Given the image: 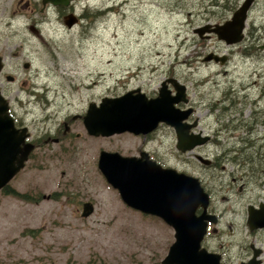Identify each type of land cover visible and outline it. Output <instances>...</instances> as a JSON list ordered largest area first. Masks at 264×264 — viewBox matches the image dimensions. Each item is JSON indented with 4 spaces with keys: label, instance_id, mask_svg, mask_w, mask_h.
<instances>
[{
    "label": "rangeland",
    "instance_id": "rangeland-1",
    "mask_svg": "<svg viewBox=\"0 0 264 264\" xmlns=\"http://www.w3.org/2000/svg\"><path fill=\"white\" fill-rule=\"evenodd\" d=\"M13 2L8 1L5 9L2 0L0 4V49L4 51L7 44L15 46L12 52L5 53L6 63L11 66L13 54L22 57L32 50L58 52V58L63 61L61 67L65 68L50 70L47 55H36L33 69L38 71L40 79L33 81L40 84L47 81L53 89L61 87L63 90L51 92L52 97L60 99L63 92V97L74 101L71 109L75 112L84 108L85 100L96 99L110 87L123 91L124 87L148 79L151 87H155L167 67L187 81L189 95L197 107L195 116L203 130H212L216 122L215 117L206 113L208 102L222 98L229 88L241 96L247 94L246 101L260 99L256 107H264V97L261 98L264 0L254 6L252 36L245 42L256 44L255 53L247 56L234 53L227 68L202 61L207 49L224 51L225 44L211 41L207 46L201 45L200 39L192 36V28L203 19V0H114L113 11L110 15L103 11L101 20L95 18L99 13L96 5L86 11L88 22L72 29L60 20L50 21L42 30V34L47 33L45 48L37 40L25 41V35L14 39L9 36L13 31L3 23L9 21L12 13L16 14L14 21L18 24L30 15L22 9L19 16ZM49 15L54 18L53 13ZM23 60L26 59L23 57ZM109 61L113 68L111 79L107 75L101 85L95 84ZM137 70V75L128 77ZM18 72L19 81L25 80V83H19L22 89L16 96L23 100L24 106L19 108L26 112V118L29 121L37 118L38 126L55 124L56 117L46 118V110L31 100L37 94L30 95L29 76L21 68ZM0 81L5 82V78ZM71 86L74 88L70 89ZM8 88L4 86L12 98L14 89ZM247 105L243 111L246 115L250 109ZM257 130L258 135L264 134V126ZM138 144L139 139L121 134L76 138L72 144L40 147L8 182L11 190L0 189V264H161L174 240L173 229L160 218L126 206L97 168L101 149L129 153ZM187 156L195 162L193 152ZM177 162H180L178 158ZM180 164L195 172L200 170L195 163ZM210 184L213 187L215 181ZM88 200L94 210L89 216L81 217L82 203Z\"/></svg>",
    "mask_w": 264,
    "mask_h": 264
},
{
    "label": "flooded vegetation",
    "instance_id": "flooded-vegetation-1",
    "mask_svg": "<svg viewBox=\"0 0 264 264\" xmlns=\"http://www.w3.org/2000/svg\"><path fill=\"white\" fill-rule=\"evenodd\" d=\"M2 1L5 4V9L7 2L12 3L14 0ZM242 1L203 0V19L192 28V36L196 38V35L200 39L201 45L204 43L207 46L211 41L225 44L224 41L218 39L217 34L212 29L216 24L221 25L230 20L233 12L240 6ZM259 2L260 0H254L248 9L243 37L238 43L232 45L225 44V50L220 52L215 48L211 50L207 49L206 55L214 53L226 57L223 63L216 62L222 68H227L230 65L232 56L236 52H240L246 56L255 53L256 44L250 42V44H245V42L252 36L253 25H250L252 20L251 13L254 6L259 5ZM14 3V9L19 11V16L23 13L22 9L29 11L30 15L23 18L22 23L18 24L17 21H14L17 19L14 18L16 14L12 13L9 21L3 23L4 26L6 25L13 31L9 36L14 39L16 37L22 38L25 35L23 37L25 41H29L30 39L37 40L43 44L42 48H45L44 43L47 33L45 35L42 34V30L47 27L50 21L60 20L68 29H72L77 25H83L88 22L86 11L91 7H96V5L99 7V13L95 18L99 17L101 20L102 16L105 15L103 11H108V15L113 11L114 0H67L60 4L47 0H17ZM52 13L53 19L49 15ZM66 20H75V22L72 26L68 27ZM197 27H207L202 36L194 32V29ZM261 46L264 50V45ZM12 47L15 46L7 44L4 47V51L0 49V63L2 64L0 80L2 77L5 78V82L0 81V93L8 103V112L13 119L15 128L19 132H22L24 129L23 132L26 134L21 146L23 147L24 143L27 142L34 145V149L29 154L25 165L28 164L31 157L43 145L72 144L76 138H107L106 136L90 135L85 129L83 117L87 113L89 105L94 104L96 108L104 98L117 97L126 92H131L133 96L142 93L147 99H154L158 97L161 88L164 89V93L169 98H172L176 96L177 92L173 79L176 80L182 86L183 96L177 102H174V107L179 108L181 111L190 109L187 118L182 122L192 124L196 121V124L188 129V134H199L200 137L204 138V142L192 149L181 151L176 146L177 137L174 127L160 121L154 129L146 133L134 134L123 132L115 134H128L139 139L138 146L132 152H115H118L122 156H134L140 159L142 167L149 165V172L142 174V176H147V178H151L152 175L164 178V172L154 168V166H159L161 169L174 171L175 175L177 172L184 173L198 181L203 191L207 194L208 199L205 207L201 205L195 210V216H201V222L205 225V231L194 254L196 259L198 255H201L205 251L204 253L208 256H206L204 264H264V134L258 135L257 130L258 127L264 126V107H256V103L260 99L254 98L252 99L254 101H246L247 94H242L241 96L233 88H229L224 92L222 98L208 102L206 113L215 117L216 122L212 125V130H203L199 128L200 120L195 116L197 107L189 95L187 81L178 78L175 75V71L167 67L164 76L155 87H151L150 79L146 82L132 84L130 87H124L123 91H119L118 89L114 91L110 87L105 89L96 99L85 100L84 108L80 112H75L71 109V106L75 105L74 101L63 97V92L60 99L52 97L51 92L53 90H63L61 87L53 89L47 81H43L41 84L33 81L40 79L38 71L33 69L36 55H47V61L51 65L49 67L50 70L59 71L65 68L64 66L61 67L63 61L58 58V52L32 50L25 56L22 55V57L13 54L10 55V58L14 59L11 60L10 66L5 61V53L12 52ZM23 57L26 60H23ZM207 62L214 61L210 60ZM108 63V67L103 70L105 72H99V80L95 81V84L101 85L107 79V75L111 79L113 68H111L110 61ZM19 68L24 70L26 75L29 76L28 80L31 83L30 95L35 97V94H37L35 99L31 98V100L34 101V104L37 103L39 107L46 110V118L52 120L56 117L53 120L55 124L38 126L37 122L39 120H36L37 118H32L29 121L26 118V112L19 108L24 106V104H22L23 100L16 95L22 89L19 83H25V80L19 81ZM140 69L138 66V70ZM138 70L128 75V77L137 75ZM15 84L18 86L13 88L12 86ZM253 85L256 84L253 83ZM4 86L10 87L8 88L10 90L14 89L12 98L7 93L8 90H4ZM124 86H126V83ZM73 88L74 86L70 87V89ZM261 91L262 98L264 97V88ZM231 94L233 97H230ZM246 104L250 108L248 115L243 113ZM52 107H56L57 109L51 110ZM58 112L62 113L58 114ZM234 131H238L239 133L237 134ZM210 144H213V147ZM189 152H193L195 162L187 156ZM177 158L180 162L186 164H197L200 170L195 172L177 162ZM145 161L153 162V170L150 168L151 164L145 163ZM247 167H249V170ZM256 170L257 172H255ZM213 180L215 181V185L212 187L210 182ZM2 190L4 192L11 190V186L6 185Z\"/></svg>",
    "mask_w": 264,
    "mask_h": 264
},
{
    "label": "water",
    "instance_id": "water-1",
    "mask_svg": "<svg viewBox=\"0 0 264 264\" xmlns=\"http://www.w3.org/2000/svg\"><path fill=\"white\" fill-rule=\"evenodd\" d=\"M47 1L60 4L67 0ZM253 1L243 0L230 20L215 25L212 31L217 34L218 39L227 45L238 43L242 39L248 9ZM74 22L75 20H66L68 27ZM206 28L197 27L194 32L202 36ZM225 58L224 55L209 53L202 60L223 63ZM1 67L0 63V69ZM173 81L177 92L172 98L161 88L158 97L154 99H147L142 93L133 96L131 92H126L117 97L104 98L96 108L94 104L89 105L83 117L85 129L94 136H110L126 131L139 134L151 131L162 121L174 127L179 150L194 148L203 143L204 138L199 134H188V129L196 122H182L187 118L190 109L181 111L174 107V102L183 96V90L176 80ZM23 131L19 132L15 128L8 112V103L0 93V189L24 166L34 147L32 143L21 146L26 137ZM145 163L151 164L150 168L153 170L152 161ZM97 166L105 180L118 191L125 205L161 218L174 230V241L162 259V264L205 263L208 256L205 251L197 259L194 257L205 231L201 216L196 217L195 210L201 205L205 207L208 197L195 178L184 173L175 175L174 171L161 169L159 166L154 168L164 172V178L154 175L147 178L142 174L149 172V165L142 167L140 159L134 156H122L118 152L105 150L100 151ZM93 210L92 202L85 201L80 215L87 217Z\"/></svg>",
    "mask_w": 264,
    "mask_h": 264
}]
</instances>
